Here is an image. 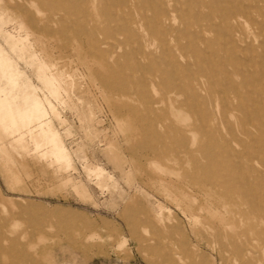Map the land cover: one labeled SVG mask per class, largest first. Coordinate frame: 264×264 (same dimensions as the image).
<instances>
[{
	"label": "rangeland",
	"instance_id": "374dc122",
	"mask_svg": "<svg viewBox=\"0 0 264 264\" xmlns=\"http://www.w3.org/2000/svg\"><path fill=\"white\" fill-rule=\"evenodd\" d=\"M133 2L152 16L146 0H0V264H264V204L261 222L231 216L236 206L223 197L226 183L238 182L229 164L254 165L251 182L263 193L264 148L256 129L246 135L233 125L222 105L229 91L221 92L223 69L247 58L256 70L246 73L245 101L253 107L264 96V32L254 23L263 3L246 0L236 11L241 0H173L172 33L184 55L169 41L172 54L152 47L144 59L141 41L116 19L118 5ZM230 25L245 49L232 47ZM172 56L202 76L209 103L219 104L214 134L231 155L214 165L218 175L196 167L222 153L200 148L198 114L172 112L160 80L153 87L136 67L167 69ZM148 97L162 100L158 112L147 113Z\"/></svg>",
	"mask_w": 264,
	"mask_h": 264
},
{
	"label": "bare ground",
	"instance_id": "6f19581e",
	"mask_svg": "<svg viewBox=\"0 0 264 264\" xmlns=\"http://www.w3.org/2000/svg\"><path fill=\"white\" fill-rule=\"evenodd\" d=\"M172 1L173 0H146V2L150 4L149 9L152 11V16H149V14L146 13L145 6H140L139 4L134 2L123 3L121 5H118L117 7L120 12L118 11V13L116 14V19L121 22V33L126 35L127 38H134L136 42L141 41L142 43L143 41L142 45H140L141 43L139 44V50L137 52L142 55L144 59L152 56L151 53H147V51L152 47H156V49L159 47L162 50L163 54H172L171 48L169 46V41H174L175 48L177 51H179L180 56L184 55L178 37H176V35L172 33L174 32L173 25H171V15L172 12H174ZM245 2L246 0H241L240 5L234 3L232 4V7L233 9H236V11H238L244 7ZM256 2H261L263 3V5L256 7L258 8L257 11L260 18L257 21H253L254 23H256L255 25H257V27L262 32H264V0H256ZM150 22L156 28L153 27L152 29ZM152 34L154 37L152 36ZM227 34L231 36L230 41L233 48L236 49L241 47L242 49H245L242 47V44L246 41L245 36L241 33L239 26L230 25ZM92 35L93 33L91 32V34H89V37H91ZM144 36H149L151 39L149 38L144 41ZM198 37L199 34H196L195 38L198 39ZM156 38L159 41V46H156ZM199 39L201 41L204 40L202 36L199 37ZM121 45L122 43L118 44V46ZM110 52L112 51L107 50L103 51L102 53L109 54ZM142 63L141 61L137 62V69L141 70L142 72H147L152 76L151 84L153 87H155L158 80H160L161 85L165 88L163 101H168L170 103L169 108L172 110V112H180L184 107H188L198 114L199 124H196L195 129L201 130L206 136V139L200 145V148L215 146L218 147L222 153L220 152L221 157L220 155H215L212 158H208L206 162L196 160V167L198 170L204 172L205 175H207L208 173L213 174L214 172L218 175V171H212L214 165L216 166L217 164H220L222 160L224 162L225 154L228 153L229 155H231V150L228 146L224 147L220 139L217 138L214 134V131H218V125L215 123L214 112L218 110L219 104L212 105L209 103L213 91L212 88L207 85L206 81L202 79L201 75H198L197 72L192 70L189 65L180 63L179 59L175 56H172L171 60L163 62V64L168 65V67L170 66L167 69H164L161 66H159L158 68H156L155 66L149 68L145 67ZM231 66L232 71L226 69H223L222 71V73H224V75L228 77V80L226 84L223 85V89L221 92L226 93L227 90L229 91V97L223 98L222 105L225 108H228L227 110H229L232 117H234L233 125L241 126L243 133L249 135L252 133V128L256 129V138L259 142H261L262 147L264 148V96L258 99H254L252 103L255 104V106L252 107L250 106V103H248V101H245V94L241 90L242 87L248 88V80L245 78L246 73L250 71L251 67L255 69L256 65L251 60L244 58L232 61ZM232 72L244 77L242 81L238 82L234 80L231 76V74H233ZM146 82L147 81L145 79L138 82V85L144 93L146 92ZM263 83L264 82H262L261 85L264 86ZM155 91H157V88L155 89ZM183 93L188 94L187 98L184 101H179L176 104L177 100L173 99L172 97L176 95H182ZM148 102L150 103V105L147 107V113H156L159 111L158 109H156V107L162 102V100L153 101L148 97ZM235 112H240L242 116H237ZM212 122L214 123L212 124ZM169 124L170 125L168 126V128L170 131H180L178 128H174L173 124ZM146 130L152 132L156 140H160V133L152 124L147 125ZM229 131L230 133H233L231 127L229 128ZM240 143L243 144V141H240ZM154 151L155 153H157L160 151V149L156 147L154 148ZM231 165L232 164H229L227 168L228 174L237 175L238 182L226 183V191L223 192V197H225L231 205L236 206L235 210L230 209L228 210V213L231 214V216H234L236 214L246 215L248 217L251 216L252 218L260 219L262 222L263 211L261 207L264 204V191L263 193H257L256 187L251 182V177L254 175V172L257 173L256 168L254 167V165H250L246 170L237 171L231 168ZM262 165L264 167V161H262ZM259 176L264 180V169L259 172ZM236 192L240 193L243 196L242 202H238L236 200Z\"/></svg>",
	"mask_w": 264,
	"mask_h": 264
}]
</instances>
